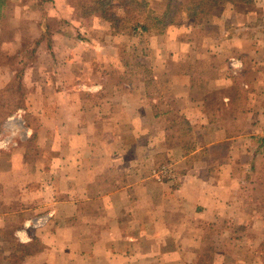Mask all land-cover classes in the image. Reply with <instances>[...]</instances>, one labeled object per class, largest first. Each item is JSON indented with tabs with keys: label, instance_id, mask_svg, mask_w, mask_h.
I'll return each instance as SVG.
<instances>
[{
	"label": "crops",
	"instance_id": "crops-1",
	"mask_svg": "<svg viewBox=\"0 0 264 264\" xmlns=\"http://www.w3.org/2000/svg\"><path fill=\"white\" fill-rule=\"evenodd\" d=\"M11 10L21 13L24 37L13 30ZM239 16L235 7H224L221 18L235 30L226 39L193 32L180 38L171 25L163 43L147 51L159 91L138 74L134 86L94 82L87 89L91 100L81 101L74 46L95 49V43L81 37L83 19L71 1L0 0L1 80L11 84L18 70L23 82L38 78L29 94H40V111L54 109L55 140L87 142L69 151L41 150L40 157H52L50 168H38L43 179L28 150L0 148V168L7 153L22 157L7 166V178L0 176V264H97L100 252L103 264L119 252L122 264L144 257L153 264H192L204 252L216 254L214 264H264V49L253 32H238L251 26L247 14L244 23ZM25 39L35 56L11 63ZM224 40L233 47L229 55L220 53ZM19 63L23 67L15 68ZM101 75L107 80V71ZM66 76L72 79L64 84ZM65 163L71 169L65 171ZM166 165L176 177L155 174ZM82 238L87 246L77 244ZM14 245L25 252L19 255Z\"/></svg>",
	"mask_w": 264,
	"mask_h": 264
},
{
	"label": "rangeland",
	"instance_id": "rangeland-1",
	"mask_svg": "<svg viewBox=\"0 0 264 264\" xmlns=\"http://www.w3.org/2000/svg\"><path fill=\"white\" fill-rule=\"evenodd\" d=\"M145 1L148 3V8H151L160 13L165 9L168 0H145ZM230 6L235 7L236 13H239L240 15L239 22L244 23V21L247 20V18H245L244 15L247 14L248 16L247 22L251 23V26L249 27L250 29H243L242 27L239 29L238 27L236 28V30L239 29L238 32H244L247 34H251V32H253V34H255L254 38H259V41L261 42V48L263 50L264 40L262 39H264V0H256L253 5L247 8L240 5H230ZM75 11L76 14L78 15L77 10ZM9 12L8 14H10L15 18L13 22V30L20 31L21 35L24 37L26 34V26L25 24L20 23L21 21L18 20V18L20 17L18 14L21 13H16V12L14 13L13 10ZM17 12H19V9H17ZM112 13L115 15H123L120 8L117 7L113 9ZM223 13H224V8L221 11L220 15L218 16L209 15V16H204L201 19L192 20L188 18V16L184 12H182L178 15L175 22L169 25V27L171 25H174L176 28V31H174L175 35H179L180 38L187 37L191 35V33L193 32L192 36L199 39L202 37L213 38L214 36H220L223 39H226L225 36H228L227 34L233 33L235 30H230L229 28L231 24L229 22L231 20L229 21V19L221 18V15H223ZM82 19L83 20L81 22L83 24L82 26L83 33H81V37L83 34H85L83 35L84 38H87L88 40L91 41L93 40V42L95 43V49L86 48L81 45V42L79 46H74V52L79 55L78 68L75 70V72L79 73L78 82L82 85L81 89L84 96H81L82 99L81 101L91 100V98L87 97L88 96L87 89L89 87L88 85L93 84L94 82H99V81L105 82L109 86V88H113V89L121 83L125 87L129 85L134 86L135 83H138L137 82V80L139 79V76L137 77L138 74L143 75L144 78L147 79V82H150L149 87L151 86L153 92L159 91L160 87L154 86L151 81L153 79L151 74L152 69L150 67L151 66L150 60H151V56L153 55L147 54V51L149 48L151 51H154L155 45L158 46L163 43L160 41V37L165 33H167L169 27L163 34H157L153 31L143 32L141 28L137 26L135 22L132 21L129 23H125L121 21L115 23L114 21L113 22L106 21L99 16H91ZM119 27H121L120 30L116 29ZM238 32L236 33V35L238 34ZM239 36L242 37L243 34ZM30 44L31 43H29L27 39H25V43L23 44V46L22 47L20 46L19 49H17V52H13V55L11 56V59L13 61L12 60L9 61L11 63L12 62L16 63V60L18 61L20 58H23L21 62L27 64L24 61V59L28 60L30 57L35 56V54H33L32 52V50L35 49V45L33 43L31 45ZM232 48L233 47L231 43L225 41L221 47L220 53L222 55L223 54L229 55V53H231ZM207 50L208 52H212L213 51L212 46L210 47V45H208ZM19 52L23 53L24 56L22 57V55H19ZM263 52L264 50L262 51V53ZM230 57L227 56L226 58H230ZM232 62L233 61L231 59L230 66H232ZM20 63L19 65L18 64L17 65L13 64V65L15 66V68L20 69L23 67V64ZM70 70L68 69L67 73H70ZM105 71H107V75H108L107 80L105 78L104 79L101 78L102 76L101 73ZM7 79L8 78H6V80ZM32 79L31 80L26 79L24 82L22 81L21 86L19 84L18 85L14 84L11 87L9 86L11 84L9 85L6 84L5 80H1L0 78V148L8 152L14 150H20L22 151V154H24L25 150H28L29 155L30 154L31 155L27 157V160L32 162L36 177L37 178L40 177L43 179L44 173H42V177H41L38 168L39 166L42 165H47L50 168L52 165L51 162L52 157L50 156V153L46 157H40L39 155L41 150L52 152L51 150L55 148L56 149L60 148L63 149V151H69L72 150V148H74L76 145H77L76 149L78 145H80V147H86L87 142L85 141L71 142V139L67 140L66 138H64V136H63V141L62 138L59 140H55L56 139L55 131L54 130L52 131V128L54 127V121H53V117L49 116L50 113L54 112V109L49 108L46 109L44 112L40 111V103H41L40 94L35 92L29 94V90L37 86L39 79L34 77ZM71 79L72 77L69 76L61 77V82L65 84L66 81H71ZM75 81H76V77L74 78V82ZM111 96L113 97L114 94L111 93ZM56 100L57 98H55V102ZM72 100L77 103L76 99L75 100L72 99ZM29 102L35 107H33L32 109H28L27 111H25L26 108L25 110L23 108H19V106L21 107L27 106ZM79 103H83V102L79 101ZM75 111H80V115L83 114L84 112L88 113V110H83V109H78V110L75 109ZM175 115L176 118L181 117V115L179 114H175ZM69 125L70 124H68L67 126ZM182 127H183L182 125H177L175 126V129L178 130V128H182ZM116 128L117 127H115V129ZM46 129H47V133H45ZM49 131L52 132L48 133ZM66 132L67 130H65V133ZM65 133L63 135H65ZM70 136L71 134H69V137ZM128 141L132 142L134 141V139L132 137H129ZM7 154L8 156L4 158L3 161L5 162V164H3L4 166L0 168V176L1 179L3 180L7 178L10 173H12L10 171V168H7V166L8 165L10 166L11 163L22 161L21 159L22 157L20 156L12 157L9 155L11 153H7ZM161 160H163V158ZM70 165L71 164L65 163L64 166H69V167L65 168L64 170L66 171L71 169ZM53 176H55V173L49 174L47 178L51 179V177ZM120 178L121 177H119L118 173L113 174L112 179H117L119 181ZM100 191L103 190H97V197H101L102 193ZM112 191L113 193H116L117 189H114ZM0 192L3 191L0 190ZM148 194L151 195V193L149 192ZM83 208L87 210L86 206H83ZM116 208H118V206ZM117 211L119 210L117 209ZM169 240L173 242L172 238H170ZM170 241H166L165 249L172 248V244ZM88 242L89 241L87 240V238H82L77 244H80L81 247H84L89 244ZM100 245H101L100 247L103 246V244ZM13 249L14 250L17 249L19 255L25 252L24 248H21L17 245H14ZM17 252L15 251V254L18 256ZM120 254L121 252H119V254L116 253L115 257L114 256L110 257L112 264H122L123 260L121 256H119ZM184 255L186 254L183 253L182 256ZM0 258L1 259L3 258V253L1 252H0ZM144 258H142L143 262L139 263L138 261V263L136 262V264H153V262L151 263L150 257H144ZM215 259H216V254H214V252L213 254L204 252L201 253L199 256H197L194 263L192 264H214ZM103 260L104 259L102 257L101 252L99 256H96V258L94 259V261L97 264H103L104 263Z\"/></svg>",
	"mask_w": 264,
	"mask_h": 264
},
{
	"label": "trees",
	"instance_id": "trees-1",
	"mask_svg": "<svg viewBox=\"0 0 264 264\" xmlns=\"http://www.w3.org/2000/svg\"><path fill=\"white\" fill-rule=\"evenodd\" d=\"M43 1V0H42ZM51 1V0H48ZM78 16L88 18L99 16L110 22H135L143 32L163 34L170 24L175 22L178 15L184 12L192 20L204 16L220 15L226 5H240L245 8L253 5L256 0H168L165 9L157 12L148 8L145 0H70ZM120 8L123 15H115L113 9ZM121 27L116 28L120 30ZM1 42V36H0ZM17 72L15 80L11 83H22V73Z\"/></svg>",
	"mask_w": 264,
	"mask_h": 264
},
{
	"label": "built area",
	"instance_id": "built-area-1",
	"mask_svg": "<svg viewBox=\"0 0 264 264\" xmlns=\"http://www.w3.org/2000/svg\"><path fill=\"white\" fill-rule=\"evenodd\" d=\"M232 66L233 67H237V65H235V62L233 60L232 62ZM155 174L159 175V176H169V177H176L175 173L172 171V169H170L169 166H162L161 169L158 172H155Z\"/></svg>",
	"mask_w": 264,
	"mask_h": 264
}]
</instances>
